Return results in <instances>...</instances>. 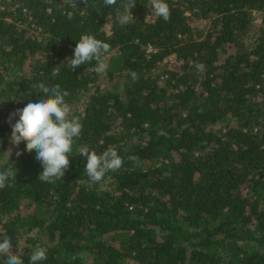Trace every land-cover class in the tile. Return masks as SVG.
<instances>
[{
	"label": "trees",
	"instance_id": "1",
	"mask_svg": "<svg viewBox=\"0 0 264 264\" xmlns=\"http://www.w3.org/2000/svg\"><path fill=\"white\" fill-rule=\"evenodd\" d=\"M166 2L169 21L136 0L120 26L123 0H0V238L25 264L36 246L42 264H264V0ZM84 34L110 44L106 75L66 61ZM55 85L83 131L48 183L11 114ZM79 146L123 165L92 184Z\"/></svg>",
	"mask_w": 264,
	"mask_h": 264
},
{
	"label": "clouds",
	"instance_id": "2",
	"mask_svg": "<svg viewBox=\"0 0 264 264\" xmlns=\"http://www.w3.org/2000/svg\"><path fill=\"white\" fill-rule=\"evenodd\" d=\"M102 3L103 7H113L117 5V0H102ZM135 4L136 0H123V10H118L115 17L120 26L133 22L135 18L131 10ZM150 4L157 17L165 22L170 20L171 10L166 0H150ZM110 50V44L94 35L84 34L77 41L72 57L66 61L73 71L95 61L93 71L98 75H106ZM195 67L199 71L205 68L202 63H196ZM129 75L133 81L138 79L135 71L130 70ZM42 94L35 102L30 100L23 109L11 114L19 119L12 125L10 142L17 147L22 142L25 143L29 153L35 150V158L42 166L38 179L55 183L63 179L70 166L69 156H72L76 139L83 131V123L78 116L73 115L72 106L66 102L65 98L70 95L68 91L61 89L59 85L42 86ZM76 150L78 155L86 158L84 173L92 184L102 182L107 173L120 169L124 162L115 148H109L100 154L86 146H79ZM21 154L16 153L17 156ZM129 159L135 160L136 157ZM15 177L16 172L11 169L0 171V189L10 186L9 180H16ZM0 257H6L4 264H25L22 257L14 251L12 238L7 235L0 238ZM45 260L47 250L36 246L30 254L28 264H42Z\"/></svg>",
	"mask_w": 264,
	"mask_h": 264
},
{
	"label": "rangeland",
	"instance_id": "3",
	"mask_svg": "<svg viewBox=\"0 0 264 264\" xmlns=\"http://www.w3.org/2000/svg\"><path fill=\"white\" fill-rule=\"evenodd\" d=\"M255 22L259 24L260 20L256 17ZM202 26H203L204 29H207V28H209V23L208 22H204V23H202ZM248 41H247L248 43H251V40L250 39H248Z\"/></svg>",
	"mask_w": 264,
	"mask_h": 264
}]
</instances>
